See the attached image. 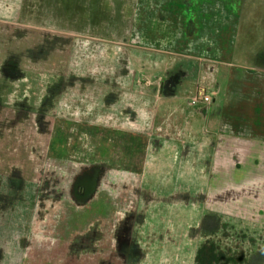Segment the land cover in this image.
I'll return each instance as SVG.
<instances>
[{"label":"rangeland","instance_id":"374dc122","mask_svg":"<svg viewBox=\"0 0 264 264\" xmlns=\"http://www.w3.org/2000/svg\"><path fill=\"white\" fill-rule=\"evenodd\" d=\"M250 2L243 30L236 36L241 50L232 61L238 64H254L256 54L264 49V0ZM254 3L256 13L250 10L255 9ZM113 9L110 0H0V173L25 174V190L30 189L21 202V219L0 212V264H195L214 216L219 225L231 221V210L264 221V198L256 208L242 199L243 209L236 208L234 200L243 185L252 184L251 177L263 179L262 142L242 144L248 153L239 165L234 155L212 164L193 159L194 139L188 135L182 138L177 132L178 140L170 141L174 145L162 146L169 142L168 136L156 130L158 144L153 149L147 130L131 129L136 110L141 114L154 109L153 124H159L156 112L163 104L158 97L153 103L150 97H140L137 77L151 81L155 89L166 77L186 81L181 96L171 101L184 114L197 84L194 70L188 68L182 76L181 71L170 69L172 62L166 55L129 44L146 43L136 31L146 30L142 15L134 14L127 45L104 41L121 38L127 23ZM82 30L92 31L88 36ZM9 66L12 70L4 71ZM213 67L214 82L207 84L219 93L216 103L229 89L233 106L244 86L245 92L257 93L258 85L232 76L231 68ZM249 97L254 98L242 101L256 102V95ZM148 120L149 116L147 121L143 118L144 123ZM221 133V128L215 130L216 135ZM173 151L181 153L184 161L175 163ZM135 154L143 158L130 165L129 157ZM91 165L105 166L108 172L98 191L97 178L95 193L78 202L70 190ZM46 170L54 173L48 176ZM216 173L233 180L222 185V180L211 177ZM53 175L59 179V195L37 203L30 182L45 183ZM253 222L238 218L234 225L250 228V233L260 231L263 237H258L257 245H248V264H264V223ZM157 225L159 235L169 229L167 225L173 227L179 239L191 245V252L164 257L155 245L159 250L176 249L168 246L163 235L154 237ZM123 227L132 254L119 258ZM152 227L149 241L145 231ZM222 230L220 225L216 232Z\"/></svg>","mask_w":264,"mask_h":264},{"label":"crops","instance_id":"0c3cea01","mask_svg":"<svg viewBox=\"0 0 264 264\" xmlns=\"http://www.w3.org/2000/svg\"><path fill=\"white\" fill-rule=\"evenodd\" d=\"M70 1L81 2V0ZM90 1L97 2L98 0ZM110 1L114 6V15H118V18L125 19L127 23L124 30H122L123 35L121 38H106L104 41L127 45L126 38L132 32L130 29L134 23V14L142 15L143 19L145 18L146 20V30L136 31L145 38L146 43L132 44V42H130L129 44L137 49L166 55L170 59V62H172L170 64V69H174L173 71H181L182 76L187 75L186 72L188 68L194 70V72H192L193 80L195 84H197L194 90L195 92L198 85L205 84L208 86L209 84L207 83H209V80L214 82V80H211L215 79L213 75V65L218 66L220 70L221 66L229 67L232 69V76L236 78L244 77L247 83L258 85L257 93L245 92L247 87L244 86L241 92H238L240 93V97L237 96V99H240V101L235 102V106H233L234 104H232L233 102L230 99V89L223 95L221 103H216V95L219 93L216 90L212 91V103L206 104L200 102L195 105L189 103L190 106L187 107L186 113L184 114L177 106L173 105L171 101L181 96L179 90L184 87L185 83H187L186 81L181 83V78L175 77L169 89L162 90V92L159 93L158 91L155 92L157 89H155L151 81L137 77L136 85L140 90V97L143 96L146 99L150 97L152 99L150 102L153 103L154 98L159 95V99L160 101L163 100V104L156 112L155 120H159V124H153L152 116L154 109H145L141 114L136 110L130 118V125L133 131L147 130L146 134L150 138L149 142L153 149L158 144V142L154 140L156 130H160L168 136L167 139H169V142L167 144L161 143L162 146L168 145L171 147L174 145L170 143V141L176 142L178 140L177 132L182 138H184V135H188L189 139H194V148L196 152H194L193 159L201 162H212V164L218 161L225 162L230 156L232 157L234 155L237 157L235 163L239 165L242 163L239 160L242 159L243 155H247L248 153L242 144L247 142H262L264 144V49L256 54V62L254 64H238L232 61L234 53L237 50H241L238 45L239 38L236 39V36L238 30H243L242 24L247 20L246 13L247 10H249L250 0ZM250 10L256 13V4L255 9ZM91 31L92 30H82V33L89 36ZM132 36L133 34H131V37ZM111 49L114 48L111 47ZM230 53L231 55H229ZM217 71L218 68H216V73ZM167 78L168 77H166V79ZM242 94H244L245 97ZM250 94L257 96L256 102H252V100H250V102L242 101L246 99V97L247 99L254 98H250ZM142 115H145V117ZM148 116L150 122L148 120L147 123H144L143 118H146L147 121ZM142 124L146 126L144 129L142 128ZM200 126L205 127L202 130L199 128ZM218 128L222 129V133L219 136L215 134V130ZM39 130H42V128H39ZM163 140L162 138V141ZM213 141L215 144H213ZM173 154L175 155V163L184 161L185 157L182 158V154L178 151H173ZM139 157H136V154L130 156V165H132L133 162L142 160L143 157ZM165 159L166 158H164L162 162H164ZM93 168L96 169V172L95 169H93V173H91L92 178H98L97 189L95 191L97 192L100 187V180L108 170L102 165H93ZM89 170H92V165ZM219 174H211V177L215 176L217 180H222V185L229 184V182L233 180V178L228 177L226 174ZM27 178L25 174L18 172L12 174L0 173V191L3 193L0 203V212H2L3 215L6 211H9L11 215L14 216V219H21V202L25 198V195L30 193V189L25 190ZM261 178L262 177H251L252 184L242 186L240 190H243V192L239 193L237 195L238 197L234 199L236 208H240L239 203L242 199L249 202V205L253 208L257 207L260 198H264V176L262 181L259 182ZM23 179L24 183L21 184ZM176 180L177 178H174V184ZM30 183L31 185L34 183L32 189L37 195L36 202L41 203L39 197V182ZM150 185L156 186L158 184L152 183ZM94 193H92V195ZM23 206L22 204V207ZM240 209L243 208L241 207ZM35 210L38 209L36 208ZM229 214L235 218L252 220L254 221L253 223H264L263 220L257 221V215L248 216L242 212H233L232 210ZM159 217L156 216V218ZM158 220L162 221L163 217H160ZM153 227L149 232L148 230L147 232L145 231V234L147 233L149 236V241ZM156 227L157 229L154 232V237L163 235L164 239H168V246H175L176 249V251L168 249L159 250L155 245L154 248L161 251L164 257L178 258L183 257L186 251L191 252V245L189 246V244H186V241L180 240V234H176L173 229H171L173 227L167 225L169 229L162 232L160 235L159 231L161 230V226L157 225ZM145 228H147V226H145ZM14 237H17V235ZM154 242H156V238ZM192 250L195 251L196 249L193 248ZM148 251L150 252L151 249L148 248ZM169 253H173V255H168ZM23 258H26L25 255Z\"/></svg>","mask_w":264,"mask_h":264},{"label":"trees","instance_id":"16d2710c","mask_svg":"<svg viewBox=\"0 0 264 264\" xmlns=\"http://www.w3.org/2000/svg\"><path fill=\"white\" fill-rule=\"evenodd\" d=\"M256 230L250 233V228L243 230L233 225L229 229L224 226L222 233L206 238L200 245L195 264H248V245L256 246L258 239L263 237Z\"/></svg>","mask_w":264,"mask_h":264},{"label":"flooded vegetation","instance_id":"af4514ba","mask_svg":"<svg viewBox=\"0 0 264 264\" xmlns=\"http://www.w3.org/2000/svg\"><path fill=\"white\" fill-rule=\"evenodd\" d=\"M7 70L9 72V70H11V67L9 66L6 69H4V71H7ZM173 81H174V78L173 79L172 78L171 79H168V78L166 79L165 78L156 87L157 91L159 93H161L162 90L169 89V86H170L171 82H173ZM158 98H160L159 95H158ZM90 167H88L85 170H83L82 173L77 176L75 182L73 183L74 184L73 187H72L73 189L70 190L72 197L78 202H81V201L77 198V196L83 195L85 193V188L86 187H89L91 184H94V186H95L96 179L92 178V174H91V173H93V169H95V168H93V166H92V170H89ZM46 171H47L46 175H48V176H50V175H52V173H54V171H52V170H50V171L46 170ZM95 172H96V169H95ZM41 173L44 174L43 171H41ZM42 177H43V179H46V178H44V176H42ZM82 177L83 178L87 177V178H85V180L83 181V184H80L79 180H81ZM53 178L51 180L50 179H46L47 181L45 183L44 182L42 183V180H40L41 181V182H39V184H40V186H39V190H40L39 197L41 199L40 202H43V200H45L47 198H50L52 196H56V195L58 196L59 195L60 192L59 193L56 192L57 188H60L59 187V184H60L59 183V179L56 178L55 176ZM237 219L238 218L232 217L230 222L225 221V222H223L220 225L222 226V228L224 226H226V227H228L230 229V227H232L234 225V221H236ZM212 222H213L212 225H209L208 227H206V230H208V233L210 234L209 236H207L208 234L204 235L206 238L214 236V234L217 233L216 230L220 226L219 224H217L216 216H214ZM120 234L122 235V237L120 238L121 247L117 248L119 250L118 257L120 258L122 254H124L125 256L128 254L130 256L132 254V251L129 250L128 247H127V243H126L127 242V240H126L127 237L125 235H123V234H126V228L125 227L122 228ZM126 249H128L130 251V253H128V251Z\"/></svg>","mask_w":264,"mask_h":264},{"label":"built area","instance_id":"2783aa9c","mask_svg":"<svg viewBox=\"0 0 264 264\" xmlns=\"http://www.w3.org/2000/svg\"><path fill=\"white\" fill-rule=\"evenodd\" d=\"M200 102L210 104L213 102L212 91L210 87L205 84L198 85L195 94L190 100L191 105L198 104Z\"/></svg>","mask_w":264,"mask_h":264},{"label":"water","instance_id":"95a60500","mask_svg":"<svg viewBox=\"0 0 264 264\" xmlns=\"http://www.w3.org/2000/svg\"><path fill=\"white\" fill-rule=\"evenodd\" d=\"M87 178V177H85ZM85 178H81V180H79V183L80 184H83V181L85 180ZM94 184H91L89 187H86L85 188V193L83 195H80V196H77V198L81 201V202H84L86 201L91 195L92 193L94 192Z\"/></svg>","mask_w":264,"mask_h":264}]
</instances>
